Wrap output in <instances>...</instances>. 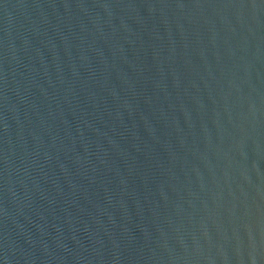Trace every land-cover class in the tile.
I'll return each instance as SVG.
<instances>
[{"label": "water", "instance_id": "water-1", "mask_svg": "<svg viewBox=\"0 0 264 264\" xmlns=\"http://www.w3.org/2000/svg\"><path fill=\"white\" fill-rule=\"evenodd\" d=\"M0 264H264V0H0Z\"/></svg>", "mask_w": 264, "mask_h": 264}]
</instances>
